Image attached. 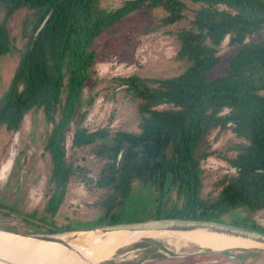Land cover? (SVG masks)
<instances>
[{
    "label": "trees",
    "instance_id": "obj_1",
    "mask_svg": "<svg viewBox=\"0 0 264 264\" xmlns=\"http://www.w3.org/2000/svg\"><path fill=\"white\" fill-rule=\"evenodd\" d=\"M100 1L0 0V57L12 51L10 19L20 11L30 13L23 23V36L29 34V42L0 96V131L18 132L35 108L42 109L47 121L54 123L46 145L54 194L41 213H31L43 229L36 234L78 230L59 224L56 217L68 184L84 170L76 165L73 155H68L65 141L97 59L94 42L145 7L162 9L166 12L162 23L175 24L184 16L185 1L201 5L195 11L192 28L178 35L177 57L188 62V68L163 79L135 75L124 79V90L138 103V131L113 134L109 127L96 131L80 127L71 148L94 147L96 156L103 159L93 185L101 193L97 203L103 215L100 226L119 224L115 214L130 193L141 189L156 193L151 219L220 222L238 209L252 214L263 211L264 1L123 0L115 9L99 7ZM50 13L45 27L35 36ZM257 36L260 39H252ZM227 37L234 53L223 75L214 78L212 73L221 62L220 44ZM216 131L231 132L235 138L213 149L211 137ZM214 155H220L235 173L223 175L214 183L215 190L203 197L201 163ZM120 173L126 180L119 179ZM147 253L143 260L148 256L160 262L168 260L154 251ZM201 256H206L201 262L212 264H253L264 251L197 255Z\"/></svg>",
    "mask_w": 264,
    "mask_h": 264
},
{
    "label": "rangeland",
    "instance_id": "obj_2",
    "mask_svg": "<svg viewBox=\"0 0 264 264\" xmlns=\"http://www.w3.org/2000/svg\"><path fill=\"white\" fill-rule=\"evenodd\" d=\"M123 0H102L99 7L115 9L123 5ZM183 18L172 25H164L162 18L166 12L160 8L145 7L140 12L128 15L116 27L101 34L92 49L97 59L84 88L79 108L66 132L65 147L68 155L76 158V165L82 174L74 177L68 184V193L61 206L56 221L70 224L79 230L100 226L102 212L97 207L101 193L93 187L97 180L98 169L102 167V158L94 153V147L73 150L72 140L77 128L83 127L96 131L109 127L115 134L118 131H138L139 114L137 101L123 86V80L131 76L163 79L183 73L189 63L177 57L180 42L178 35L192 28L195 11L199 4L185 1ZM30 13L20 11L9 21V32L13 41L10 54L0 57V96L10 84L19 63L20 55L29 42V34L23 36V23ZM2 14H0V20ZM252 39H260L259 36ZM250 39V40H252ZM230 37L221 44L219 56L221 62L214 69L212 77L217 78L225 72L227 62L233 56L229 45ZM164 107H160L162 109ZM59 116L56 114L55 122ZM54 123H49L42 109H33L23 120L21 129L10 133L0 131V228L23 234H36L41 231L31 213H41L51 199L53 185L51 181L50 155L46 150L48 139ZM114 135L111 136V138ZM235 136L231 132L213 133V149L224 147ZM120 166L123 158L119 160ZM204 190L207 197L215 190L214 183L223 175L235 173L220 155L210 156L201 163ZM119 179L126 176L119 174ZM145 190V189H144ZM154 190L144 192L142 189L130 193L122 208L115 211L119 224L136 223L151 220L154 216L151 206L155 203ZM109 219H106V221ZM220 222L264 233V210L255 214L245 209H238L225 216ZM75 231V230H73ZM128 239V243L119 245L117 250L137 241ZM144 243L146 246H137ZM204 250L195 245L177 243L174 238H147L128 246L110 260L101 264H212L199 253ZM148 251L164 255L168 260L156 261L155 256H147ZM108 255L104 260L111 258ZM207 259V258H206ZM103 261V260H101ZM100 261V262H101ZM99 263V262H97ZM216 264H232L216 262ZM253 264H264V256Z\"/></svg>",
    "mask_w": 264,
    "mask_h": 264
},
{
    "label": "water",
    "instance_id": "obj_3",
    "mask_svg": "<svg viewBox=\"0 0 264 264\" xmlns=\"http://www.w3.org/2000/svg\"><path fill=\"white\" fill-rule=\"evenodd\" d=\"M264 1V0H262ZM51 13L44 20L35 36L45 27ZM100 230L103 235L116 234L120 232H145V233H178L186 235L202 234L221 235L231 240H241L260 244L253 248H229L219 251L209 249L199 250V253H220L230 250H261L264 251V233L238 226L224 224L217 221H205L198 219L165 218L151 219L136 223H122L104 225L92 229L75 230L58 234H23L0 228V261L6 264H96L86 259L82 254L72 247L70 242L79 238L78 233ZM71 234L70 242L63 241L60 235ZM166 236V235H164ZM155 236L144 235L137 241L121 247L116 254L128 246ZM166 238H172L167 237ZM116 254L104 261L110 260Z\"/></svg>",
    "mask_w": 264,
    "mask_h": 264
},
{
    "label": "bare ground",
    "instance_id": "obj_4",
    "mask_svg": "<svg viewBox=\"0 0 264 264\" xmlns=\"http://www.w3.org/2000/svg\"><path fill=\"white\" fill-rule=\"evenodd\" d=\"M141 235L155 236L160 239H165L166 236L172 237L177 241V243H183L185 246L192 244L201 249H209L212 251L236 247L253 248L260 246V244L252 242L231 240L221 235H207L205 232L194 235L178 233L157 234L145 232H120L116 234L103 235L100 230H96L78 233L79 238L72 242L69 240V237L71 238V234L60 235L59 238L63 241L70 242L72 247L78 250L82 256L97 264V262L104 260L108 255L114 253L117 246L128 243L127 238L136 239ZM0 264L6 263L0 261Z\"/></svg>",
    "mask_w": 264,
    "mask_h": 264
}]
</instances>
